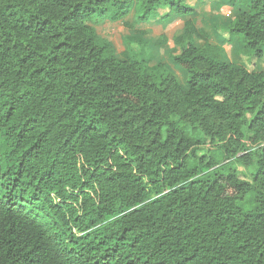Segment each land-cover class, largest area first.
I'll return each instance as SVG.
<instances>
[{
  "label": "trees",
  "instance_id": "1",
  "mask_svg": "<svg viewBox=\"0 0 264 264\" xmlns=\"http://www.w3.org/2000/svg\"><path fill=\"white\" fill-rule=\"evenodd\" d=\"M186 1L0 0V264H264V70L188 19L183 84L96 27ZM227 26L264 56V0Z\"/></svg>",
  "mask_w": 264,
  "mask_h": 264
},
{
  "label": "rangeland",
  "instance_id": "2",
  "mask_svg": "<svg viewBox=\"0 0 264 264\" xmlns=\"http://www.w3.org/2000/svg\"><path fill=\"white\" fill-rule=\"evenodd\" d=\"M250 1L187 0L185 3L195 11L189 15L172 14L163 16L158 11L147 22L138 23L135 19V11L132 10L124 19L118 21L107 20L96 27L102 36L110 38L114 42L116 53L120 58H123L127 51L128 55L133 58L148 60L150 65L162 62V71L173 73L185 84L188 73L173 59L170 53L174 54V52L179 51V46L174 51V37L183 32L185 21L189 18L196 22L198 28L207 32L208 37H211L210 42L212 44L220 47L223 60L228 58V48L240 45L236 53L240 56L238 63L249 69L264 70V56L257 58L250 51H247L240 35H232L227 26L242 9H247ZM95 19L101 20L102 17L97 16ZM129 36L141 38L132 41ZM213 37L217 39V44L211 41ZM199 41H202V39H195V43H199ZM194 135L202 142L197 152L201 156L208 148H211V143L201 132ZM235 166L246 176H250L253 171L252 168L240 163H235Z\"/></svg>",
  "mask_w": 264,
  "mask_h": 264
},
{
  "label": "crops",
  "instance_id": "3",
  "mask_svg": "<svg viewBox=\"0 0 264 264\" xmlns=\"http://www.w3.org/2000/svg\"><path fill=\"white\" fill-rule=\"evenodd\" d=\"M189 19H191L192 20V18H189ZM187 21V20H186ZM185 21V22H186ZM193 22H195V21H193ZM195 24H196V22H195ZM197 25V24H196ZM210 36H209V40H210ZM213 43H216L217 44V39L215 38V37H213L212 38V40H211ZM199 43L201 44V43H203V40L202 41H199ZM240 48V45H237L236 47H231V48H228V58H226L225 59V61H227V62H236V63H238V60H239V55L238 54H236L237 53V51H238V49ZM257 70H259V69H257Z\"/></svg>",
  "mask_w": 264,
  "mask_h": 264
}]
</instances>
